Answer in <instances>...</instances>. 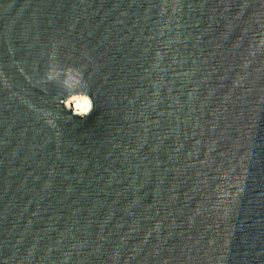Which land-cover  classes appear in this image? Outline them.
<instances>
[{
    "label": "water",
    "instance_id": "95a60500",
    "mask_svg": "<svg viewBox=\"0 0 264 264\" xmlns=\"http://www.w3.org/2000/svg\"><path fill=\"white\" fill-rule=\"evenodd\" d=\"M0 264H264V0H0Z\"/></svg>",
    "mask_w": 264,
    "mask_h": 264
},
{
    "label": "bare ground",
    "instance_id": "6f19581e",
    "mask_svg": "<svg viewBox=\"0 0 264 264\" xmlns=\"http://www.w3.org/2000/svg\"><path fill=\"white\" fill-rule=\"evenodd\" d=\"M65 104L78 114L86 113L91 109V100L87 94L71 95L66 99Z\"/></svg>",
    "mask_w": 264,
    "mask_h": 264
}]
</instances>
